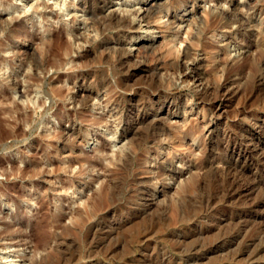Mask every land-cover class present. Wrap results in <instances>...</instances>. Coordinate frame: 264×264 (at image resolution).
<instances>
[{"label": "rangeland", "instance_id": "374dc122", "mask_svg": "<svg viewBox=\"0 0 264 264\" xmlns=\"http://www.w3.org/2000/svg\"><path fill=\"white\" fill-rule=\"evenodd\" d=\"M14 1L0 0V264H264L249 252L264 0Z\"/></svg>", "mask_w": 264, "mask_h": 264}, {"label": "bare ground", "instance_id": "6f19581e", "mask_svg": "<svg viewBox=\"0 0 264 264\" xmlns=\"http://www.w3.org/2000/svg\"><path fill=\"white\" fill-rule=\"evenodd\" d=\"M33 1V2H32ZM40 0H15L14 1V3H12V5H10V7H12V8H15V10L16 9H20L23 13H28L29 11H30V9L32 8V7H34L35 5H39V2ZM76 1V0H75ZM30 2H32L31 4H29L28 5V3H30ZM48 2H52V5L54 4V7L55 8H57V9H59V11L62 13V14H64V13H66L69 9V3H67V0H48ZM138 2V0H126V4L127 5H129L130 7H128V8H126L125 10L127 11V12H130V11H133L135 8H131V6L133 7V6H135V4ZM173 2V1H172ZM255 2H257L256 0H255ZM261 2V1H260ZM19 3H21V5H20V7H18V5H19ZM72 3L74 4V0H72ZM174 3V2H173ZM180 3H182V1H180ZM3 4V3H2ZM6 4V3H5ZM45 4V3H44ZM125 4V3H124ZM46 5V4H45ZM164 5H166L165 3H164ZM178 5V4H177ZM8 6V5H7ZM27 6H29L30 8L29 9H27ZM156 6V5H155ZM162 5H157L155 8H152V9H149L148 10V12H152V11H154L156 8H159L160 9V7H161ZM169 6V5H168ZM256 6H258V4L256 5ZM170 7V6H169ZM176 7V6H175ZM262 7V6H261ZM163 8V7H162ZM166 8V7H165ZM174 8V7H173ZM182 8V7H181ZM253 8H255V7H253ZM260 8V7H259ZM8 9H9V7H8ZM263 9V8H262ZM157 10V9H156ZM176 10V9H175ZM205 10V9H204ZM254 10V9H253ZM258 10V9H257ZM260 10V9H259ZM162 11H164L165 12V10H162ZM161 11V12H162ZM256 11V10H255ZM32 12V11H31ZM10 13V12H9ZM144 13V12H143ZM222 13V12H221ZM223 13H225L224 11H223ZM228 13V12H227ZM232 13V12H231ZM234 13V12H233ZM261 13V12H260ZM129 14V13H128ZM146 14V13H145ZM207 14H208V12H207ZM226 14V13H225ZM258 14V13H257ZM150 15V14H149ZM227 15H229V14H227ZM235 15V14H234ZM148 16V15H147ZM34 17V16H33ZM217 17V16H216ZM226 17V16H225ZM233 17V16H232ZM234 17H237V16H234ZM37 18V17H36ZM227 18V17H226ZM229 18V17H228ZM238 18V17H237ZM242 18V17H241ZM240 18V19H241ZM246 20V19H245ZM248 20V19H247ZM101 22V21H100ZM126 22V21H125ZM248 22V21H247ZM246 22V23H247ZM253 22V21H252ZM107 23V22H106ZM105 23V24H106ZM245 23V22H244ZM1 24V23H0ZM109 24H110V22H109ZM213 25V24H212ZM211 25V26H212ZM1 26V25H0ZM103 26V25H102ZM214 26H216L215 24H214ZM247 26H249V24L247 25ZM263 26V25H262ZM2 27V26H1ZM208 27V19L207 18H204L203 20H202V25H200V27H198L199 28V33H202V32H204L205 30H206V28ZM261 28V30L262 31H264V26L263 27H260ZM67 30V29H66ZM214 30V29H213ZM215 31V30H214ZM216 32H217V30H216ZM56 33V32H55ZM203 35V34H202ZM69 36V35H68ZM50 38V37H49ZM264 38V37H263ZM56 39V38H55ZM264 40V39H263ZM262 40V41H263ZM54 41V40H53ZM54 43V42H53ZM52 43V44H53ZM263 43H264V41H263ZM46 46V45H45ZM53 46V45H52ZM47 48V47H46ZM45 48V49H46ZM68 48V47H67ZM47 50V49H46ZM51 50V49H50ZM180 50V49H179ZM48 51V50H47ZM46 64H48V63H46ZM45 66V65H44ZM40 67V66H39ZM1 69V68H0ZM7 70V69H6ZM257 78V77H256ZM258 80V79H257ZM254 82V81H253ZM34 83V82H33ZM224 84V83H223ZM227 85V84H226ZM224 87V86H223ZM227 87V86H226ZM219 88V87H218ZM255 88V87H254ZM36 91V90H35ZM35 91H34V93H35ZM221 91V90H220ZM27 92V91H26ZM219 92V91H218ZM222 92V91H221ZM48 93V92H47ZM231 93V92H230ZM226 95V94H225ZM34 96V95H33ZM36 97V96H35ZM94 97V96H93ZM33 98V97H32ZM90 98H91V95L88 93V94H85L84 95V100H85V102L86 101H90ZM225 98V97H224ZM36 99V98H35ZM37 99H38V96H37ZM83 99V98H82ZM218 99H219V97H218ZM30 98H29V102H30ZM173 101V100H172ZM32 102V101H31ZM264 102V101H263ZM33 103L35 104L36 103V100H34L33 101ZM87 103H89V102H87ZM218 105V104H217ZM263 107V106H262ZM50 108V107H49ZM134 108V107H133ZM218 108V107H217ZM264 108V107H263ZM244 109V108H243ZM257 109H258V107H257ZM213 110V109H212ZM219 110V109H218ZM254 110V109H253ZM45 111V110H44ZM132 111V110H131ZM139 111V110H138ZM244 111V110H243ZM246 111V110H245ZM248 111V110H247ZM135 112V111H134ZM214 112H215V110H214ZM239 112H240V110H239ZM45 113V112H44ZM240 113H242V112H240ZM133 114H135V113H128V114H126V116H125V120L127 121V124H135V118H134V115ZM214 114V113H213ZM253 114V113H252ZM136 115H137V113H136ZM245 116V115H244ZM250 116V115H249ZM136 117V116H135ZM239 117V116H238ZM246 117V116H245ZM46 120V119H45ZM124 120V121H125ZM140 122V121H139ZM141 123V122H140ZM141 124H143V123H141ZM132 126V125H131ZM135 127V126H134ZM250 129V128H249ZM250 132H251V134L252 135H258V134H260V133H262V132H264V116L263 115H260V116H257L256 118H255V120H254V124H253V128L250 130ZM73 133V132H72ZM242 134V133H241ZM246 134V133H245ZM261 136H262V134H261ZM249 137V136H248ZM258 137V136H257ZM242 144V143H241ZM247 144V143H246ZM255 144V143H254ZM138 145H140L139 143H138ZM143 145V144H142ZM113 146H115V145H113ZM112 146V147H113ZM250 147V146H249ZM120 148H122V146L120 147ZM226 148V147H225ZM259 148H260V146H259ZM140 149V148H139ZM248 149V148H247ZM121 150V149H120ZM122 151H123V149H122ZM131 152H132V150H131ZM250 152V151H249ZM253 154V153H252ZM128 155V154H127ZM247 155V154H246ZM261 155V154H260ZM239 156V155H238ZM243 156H245V155H243ZM242 156V157H243ZM251 156V155H250ZM126 157V156H125ZM128 157H129V155H128ZM127 157V158H128ZM241 157V156H240ZM252 157V156H251ZM131 158V157H130ZM129 159V158H128ZM125 160V159H124ZM264 160V159H263ZM126 161V160H125ZM129 161V160H128ZM124 162V161H123ZM131 162V161H130ZM231 162V161H230ZM243 163V162H242ZM125 164V163H124ZM129 164V163H128ZM127 163H126V165H128ZM248 164V163H247ZM244 165H245V163H244ZM229 166V165H228ZM233 166V165H232ZM126 167V166H125ZM242 167V166H241ZM240 167V168H241ZM227 168V167H226ZM232 168V167H231ZM240 168H238V169H240ZM228 169V168H227ZM230 169V168H229ZM250 169V168H249ZM31 170V169H30ZM29 170V171H30ZM232 170V169H231ZM237 170V169H236ZM238 171V170H237ZM232 172V171H231ZM233 172H234V170H233ZM240 172V171H239ZM239 172H237L238 174H239ZM242 172H243V170H242ZM117 173V172H116ZM243 174V173H242ZM252 174V173H251ZM227 175V174H226ZM225 175V176H226ZM232 175V174H231ZM237 175V174H236ZM247 175V174H246ZM250 175V174H249ZM248 175V176H249ZM255 175V174H254ZM256 176V175H255ZM240 178V177H239ZM248 178V177H247ZM254 178V177H253ZM252 178V179H253ZM258 178H260V177H258ZM257 178V179H258ZM235 180H236V178H234ZM241 179V178H240ZM252 179H250V180H252ZM255 179V178H254ZM231 180V179H230ZM233 180V179H232ZM243 180V179H242ZM247 180H249V179H247ZM110 181V180H109ZM238 181V180H237ZM236 181V182H237ZM262 181V180H261ZM231 181H229V183H230ZM235 182V181H234ZM258 183H259V181H257ZM240 183V182H239ZM111 184H113V183H111ZM234 184V183H233ZM252 184V183H251ZM235 185V184H234ZM238 185V184H237ZM238 187V186H237ZM263 187V186H262ZM252 186H250V185H247V187L246 186H240V189H239V193L240 192H243V191H246L247 192V196L249 197V198H251V190H252ZM264 188V187H263ZM262 188V189H263ZM144 189V188H143ZM256 189V188H255ZM257 190V189H256ZM110 191H112L111 189H110ZM264 192V191H263ZM98 193V192H97ZM141 193V192H140ZM145 193V192H144ZM142 194V193H141ZM244 194H245V192H244ZM141 196H143V195H141ZM98 198H99V196H97ZM227 197V196H226ZM229 197V196H228ZM262 197V196H261ZM143 198H144V196H143ZM144 199H146V198H144ZM233 199V198H232ZM243 199H245V198H243ZM264 199V198H263ZM229 200V199H228ZM248 200V199H247ZM140 201V200H139ZM263 201V200H262ZM103 202V201H102ZM143 202V201H142ZM147 202V201H146ZM249 202V201H248ZM264 202V201H263ZM262 202V203H263ZM256 203V202H255ZM248 204V203H247ZM132 205V204H131ZM143 205V204H142ZM245 205V204H244ZM261 205V203H256L255 204V207L257 208L258 206H260ZM236 206V205H235ZM250 206H251V204H250ZM143 207V206H142ZM247 207H249V206H247ZM245 208V207H244ZM263 208V207H262ZM221 209V208H220ZM258 209V208H257ZM117 210V209H116ZM134 210V209H133ZM226 210V209H225ZM229 210V209H228ZM78 211V210H77ZM81 211V210H80ZM94 211V210H93ZM211 211V210H210ZM222 211V210H221ZM224 211V210H223ZM241 211V210H240ZM73 213V212H72ZM76 213V212H75ZM74 213V214H75ZM210 213V212H209ZM214 213V212H213ZM121 214V213H120ZM236 214V213H235ZM241 214V213H240ZM77 215V214H76ZM124 217V216H123ZM222 217V216H221ZM236 217V216H235ZM207 218V217H206ZM247 218V217H246ZM240 219V218H239ZM229 220H231V219H229ZM246 220V219H245ZM190 221V220H189ZM196 221V220H195ZM194 221V222H195ZM201 221V220H200ZM261 221H262V219H261ZM198 222V221H197ZM231 222V221H230ZM232 222H234V221H232ZM231 222V223H232ZM237 222H238V220H237ZM248 222V221H247ZM260 222V221H259ZM258 222V223H259ZM196 223V222H195ZM40 224H41V222H40ZM40 224H38V225H40ZM233 224H236V223H233ZM264 224V223H263ZM101 225V224H100ZM104 225V224H103ZM251 225V224H250ZM253 225H255V224H253ZM44 226V225H43ZM42 226V227H43ZM39 227V226H38ZM261 227V226H260ZM99 228V227H98ZM246 228V227H245ZM244 228V229H245ZM248 228V227H247ZM259 228V227H258ZM262 228V227H261ZM263 229V228H262ZM100 229H98V231H99ZM247 230V229H246ZM245 230V231H246ZM67 231V230H66ZM101 231V230H100ZM239 231V230H238ZM242 231H244V230H242ZM259 231V230H258ZM107 232V231H106ZM106 232H105V234H106ZM233 232V231H232ZM230 233V234H228L227 236L226 235H224V237H222L221 239H219V241H218V243H221V242H224V241H226L228 238L229 239H232V238H236L237 237V235H239L238 233L239 232H235V233ZM101 233H102V231H101ZM108 233V232H107ZM228 233V232H227ZM245 233V232H244ZM104 234V233H103ZM249 234H250V232H249ZM241 235V234H240ZM254 235V234H253ZM258 234H256V236H257ZM103 236V235H102ZM109 236V235H108ZM242 236V235H241ZM46 238V237H45ZM238 238V237H237ZM236 238V239H237ZM101 239V238H100ZM248 239V238H247ZM96 240V239H95ZM94 240V241H95ZM218 240V239H217ZM229 241V240H228ZM238 241V240H237ZM217 242V241H216ZM59 244H61L60 242H58ZM228 243H230V242H228ZM226 244V243H225ZM255 244V245H254ZM215 245V244H214ZM217 245V244H216ZM245 245V244H244ZM252 245H254L253 247V249L252 250H250L249 252H250V254H262V255H264V232L263 233H261L260 235H258V238H256L255 237V239H253V241H251V246ZM247 248L248 249H250V244L247 246ZM248 249L246 250V251H248ZM244 250H245V248H244ZM243 255V254H242ZM245 256V255H244ZM264 258V257H263ZM253 259V258H252ZM230 260V259H229ZM251 260V259H250ZM66 262V261H65ZM69 261H67V263H68ZM157 262H158V260H157ZM164 263V262H163ZM224 263V262H223ZM156 264V263H155Z\"/></svg>", "mask_w": 264, "mask_h": 264}]
</instances>
